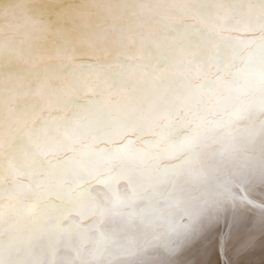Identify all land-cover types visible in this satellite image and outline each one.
Returning a JSON list of instances; mask_svg holds the SVG:
<instances>
[{
    "label": "snow or ice",
    "instance_id": "snow-or-ice-1",
    "mask_svg": "<svg viewBox=\"0 0 264 264\" xmlns=\"http://www.w3.org/2000/svg\"><path fill=\"white\" fill-rule=\"evenodd\" d=\"M137 3L149 4L144 19H155L170 32L183 30L188 43L176 48L207 47L217 41L223 47L206 60L202 53L174 55L171 64L163 65L157 58L158 67L141 83L127 77L144 71V66L126 65L128 71L120 74L125 78L116 86L143 92L131 116L126 106L93 99L77 105L81 111L71 119L41 117L38 127H30L39 107L32 116L18 108L21 115L9 117L7 153L0 100V264H146L148 259L174 264L195 242L210 257L206 264H264V247L257 259L254 231L245 228L249 214L264 228V0H239L219 22L180 0ZM5 11L0 6V16ZM133 14L142 15L134 10ZM170 17H191L195 22L164 23ZM203 23L220 32L260 35H209V29L200 27ZM115 34L125 63L130 57L123 52L124 30ZM5 43L0 40V52ZM132 43L139 51H149L148 43L154 41L146 42L141 33ZM225 49L230 55L221 61L219 54ZM185 60L193 75H168L183 71ZM103 67L69 63L61 72L77 76L82 74L77 69ZM79 83L74 80L70 87L76 89ZM59 100V93L49 96L47 106L60 107ZM100 113L106 116L103 127L87 118ZM39 129L45 130L42 137L36 135ZM97 144L109 147L96 148ZM62 152L72 155L57 159ZM5 163L12 177L7 185ZM97 186L104 191L94 193ZM109 218L121 224L118 234L106 230ZM163 235L168 237L163 249L150 253Z\"/></svg>",
    "mask_w": 264,
    "mask_h": 264
},
{
    "label": "bare ground",
    "instance_id": "bare-ground-1",
    "mask_svg": "<svg viewBox=\"0 0 264 264\" xmlns=\"http://www.w3.org/2000/svg\"><path fill=\"white\" fill-rule=\"evenodd\" d=\"M163 2L165 0H151L152 4ZM167 2L172 3L173 0H167ZM180 3L182 5L191 3L194 7L202 8L210 15L211 20L219 22L225 19L229 5L238 4L239 0H180ZM0 6L6 9L0 16V40L6 42L3 51L0 52V100L3 104L6 153L10 116H19L21 113L32 116L34 110L39 107L40 110L35 112L34 118L28 125L38 127L41 117H57L60 118L58 122L71 119L74 113L81 111L77 105H84L93 99H104L108 104L126 106L128 115L131 116L134 115L131 107L140 102L143 92L139 89L133 92L131 88L116 86L125 78L120 74L128 71L126 65L142 64L144 66V71L127 77L135 83H141L146 73L153 72L158 67L157 58L161 65L171 64L170 57L174 55L190 57L192 54L202 53V58L206 60L217 47H223L221 42L217 41L207 47L192 46L187 50L176 48L179 44L188 43V40L183 38V30L170 32L155 19H144L149 15L147 12L149 4L145 3L142 7L137 0H0ZM133 10L142 15H134ZM247 11L248 6L245 5V12ZM194 22L191 17H170L164 21V23L174 24ZM200 27L209 29V35H230L238 39H249L260 35L258 31L220 32L211 23L200 24ZM117 29L124 30L123 52H127L130 57L125 63H121L125 57L121 55L120 41L115 34ZM141 33L145 36L146 42L154 41V43H148L149 51H139L133 46V40ZM9 40L12 41L11 44L7 43ZM69 45L74 49L71 52ZM173 48H176L175 53L172 52ZM230 51L225 49L219 54L221 61L228 58ZM134 52L137 54L132 57ZM69 56L71 59H66ZM148 59L152 62L145 64V60ZM69 63L71 65L99 64L104 67L77 69V73L82 74L74 76L72 73L61 72V69ZM187 64L185 60L183 71H171L168 75L190 77L193 73L188 71ZM53 65L56 67L52 68ZM175 66L181 67L179 61L175 62ZM199 67L200 64L197 63L196 68ZM212 71L215 69L213 68ZM74 80L80 81L76 89L70 87ZM196 83L199 81L197 80ZM173 87L176 86L173 85ZM101 92L104 93L103 96L100 95ZM58 93L60 107H57L55 103L47 106L49 96L55 97ZM18 108L21 113L17 112ZM87 118L94 119L99 127H103L106 116L100 113L94 116L89 115ZM20 122H23V117ZM49 127H55L51 120H49ZM44 131L39 129L36 135L42 137ZM128 138L135 139V137ZM145 138L150 139V137ZM54 142V140L50 141V143ZM122 143L123 141H120L113 147H119ZM95 147H109V145L97 144ZM71 155V152H62L56 158L65 159ZM45 158L41 157V159ZM168 163H175V161H168ZM7 173L8 164L5 163V185L12 179ZM20 182L29 183L23 178ZM120 188L126 191L127 186L121 184ZM102 191H104L102 187L93 188L94 193ZM140 206L137 205V208ZM71 219H78V217L73 216ZM183 223L189 222L184 220ZM105 228L109 232L118 234L121 224L113 223L109 218ZM245 228H251L254 231L255 253L258 259L261 248L264 247V228L259 218L251 214L246 217ZM243 234L244 229L241 230V235ZM167 240V235H163L156 244L152 245L150 253L161 251ZM139 244L142 245L143 240ZM209 259L210 257L205 255L202 244L195 242L187 245L178 254L174 264H206ZM146 264H155V261L148 259Z\"/></svg>",
    "mask_w": 264,
    "mask_h": 264
}]
</instances>
